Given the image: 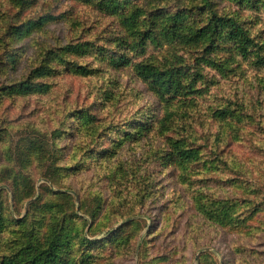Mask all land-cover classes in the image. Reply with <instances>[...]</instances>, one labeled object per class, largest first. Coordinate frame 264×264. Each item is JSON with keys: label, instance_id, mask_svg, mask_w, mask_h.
I'll use <instances>...</instances> for the list:
<instances>
[{"label": "rangeland", "instance_id": "1", "mask_svg": "<svg viewBox=\"0 0 264 264\" xmlns=\"http://www.w3.org/2000/svg\"><path fill=\"white\" fill-rule=\"evenodd\" d=\"M21 1L0 0V262L28 238L43 248L64 226L69 264H264L255 55L142 45L135 16L123 23L99 0ZM210 1L218 16L245 22L264 56V0ZM203 12L184 11L182 24H202ZM140 64L173 66L180 93L159 91ZM225 109L234 116H218ZM177 140L198 148L196 161L177 158Z\"/></svg>", "mask_w": 264, "mask_h": 264}, {"label": "trees", "instance_id": "2", "mask_svg": "<svg viewBox=\"0 0 264 264\" xmlns=\"http://www.w3.org/2000/svg\"><path fill=\"white\" fill-rule=\"evenodd\" d=\"M154 3V8L151 10L149 7V0H145L143 9L137 5H131L129 7L120 8L118 0H99L93 4L96 9L102 13L115 18H123V23H127L126 18L128 14L135 16L137 23L135 26L137 29L140 44H145L147 41H154L161 45L163 41L171 44L177 43L187 46L188 49L193 50L197 47L201 48L205 54L211 51L224 52L230 58L233 56H240L246 58L251 55H255L257 58L256 65L264 67V56H260L257 50V44L250 36L249 30L245 28V22L239 20L237 17H221L213 8V4L210 0H207L204 4H199V0H188L186 5L182 8V0H174L175 6L163 7L164 2L167 0H151ZM22 1L17 0V4ZM127 5V2H125ZM189 10L195 15L204 14L206 11L205 21L200 24L203 19H200L194 26H186L182 24V17L184 11ZM144 13V14H142ZM198 17V16H197ZM47 18H41L37 21H28L26 23L25 31L28 33L32 28L39 26L43 20H50ZM121 33V32H120ZM68 49V50H66ZM61 49L63 52H70V48ZM208 65H210V59H203ZM226 64V60L218 58V68H223ZM141 74L146 80H151L152 83L159 88V91L170 95H176L180 93L182 84L180 80V72H174L173 66L164 67L153 64H140L139 66ZM42 89L41 85H25L21 84L19 91L31 92L39 91ZM221 118L233 117V112L225 109L218 113ZM174 152L177 154L179 160H184L187 164L194 162L198 158V148L184 145L182 141L177 140L174 144ZM17 182L25 180L27 177L21 176L20 173H15ZM52 181V180H51ZM26 196L31 195V191L25 192ZM57 195L63 196V193L57 192ZM4 223L3 217L0 212V235L3 230ZM33 240L28 238L25 243H22L20 248L16 249L9 255L5 254L2 257L0 264H69V236L67 229L62 226L57 231L53 232L50 239L44 241L43 248L37 244H30L28 241ZM64 257V260H62Z\"/></svg>", "mask_w": 264, "mask_h": 264}]
</instances>
